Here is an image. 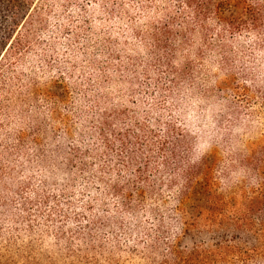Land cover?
<instances>
[{"label":"rangeland","instance_id":"374dc122","mask_svg":"<svg viewBox=\"0 0 264 264\" xmlns=\"http://www.w3.org/2000/svg\"><path fill=\"white\" fill-rule=\"evenodd\" d=\"M41 11L44 26L36 32L33 46L8 71L11 81L25 91L24 118L19 114L12 123L27 132L28 148L9 161L14 177L6 180L11 188L5 194L10 210L0 213V253L15 256L17 264L27 259L25 264H72L69 249L86 251L94 235L92 250L105 249L97 252L102 253L101 264H106L110 251L127 261L126 251L135 239H146L144 233L156 219L164 221L172 237L179 234V248L185 254L197 245L212 247L214 237L224 230L207 228L206 215L197 213V202L205 203L203 189L210 182L204 176L197 182L196 172L192 192L180 200L184 184L180 169L187 161L197 164L202 156L218 160L210 173L221 198L227 200L225 209L250 194L255 179L242 169L227 176L223 170L232 150L246 152L264 146V31L232 36L209 19L213 40L222 38L230 51L229 64L222 63V53L210 50H204L203 60L197 59L203 41L195 33L179 47L176 65L181 67L191 59L196 71L173 85L168 69L157 67L150 43L138 33H148L150 26L175 15L180 16L177 27H187L182 23L196 27L182 0H48ZM202 69L206 74L202 75ZM124 111L128 123L163 133L170 125L172 142L185 138L178 165L172 159L158 172L149 169L152 180L156 174L160 177V194L149 196L136 214L123 209L120 199L96 181L101 174L107 182L117 180V175L102 169L104 157L87 153L97 143L93 130L99 116ZM36 140L39 152L33 151ZM129 150L142 156L140 147ZM116 158L113 154L115 163ZM81 162L87 171L81 169ZM230 187L238 189L228 201ZM22 189L24 197L33 199L32 219L25 218L23 197L15 194ZM45 197L50 199L45 201ZM144 207L157 208L158 217L146 213ZM103 221L109 222L110 229L88 231L90 222L98 227ZM137 227L145 230L139 232ZM242 245L260 243L249 237Z\"/></svg>","mask_w":264,"mask_h":264},{"label":"trees","instance_id":"16d2710c","mask_svg":"<svg viewBox=\"0 0 264 264\" xmlns=\"http://www.w3.org/2000/svg\"><path fill=\"white\" fill-rule=\"evenodd\" d=\"M48 0H0V213L9 211L8 197L11 188L6 180L13 179L9 165L13 155L20 156L26 151L28 134L22 129H15L12 120L19 114L24 118L22 106L26 103L24 90L11 81L8 71L13 63L20 61L34 44L36 32L44 26L41 7ZM189 8L192 13L196 27H190L191 23H182L187 27H177L180 18L177 15L166 18L160 25L150 26L148 33H138L145 42L150 43L151 57L157 67L168 69L169 81L175 84L181 78H186L194 73V62L187 59L184 65L177 66L179 47L186 43L195 33L203 41L197 48V59H204V50H210L213 54L222 53V63L229 64L230 51L222 42V38L213 40L210 29L207 25L209 19L215 20L221 27L222 33H229L232 36L242 35L247 32L261 33L264 31V0H182V4ZM39 5V6H38ZM221 35V34H219ZM196 71V70H195ZM197 71H201L197 69ZM200 73V72H198ZM206 74L202 69V75ZM29 96H31L29 94ZM16 113V114H15ZM124 112L103 114L94 125L95 149L87 153L91 157L98 156L105 159L102 169L107 174L117 175L113 183L107 182L104 175L95 177L96 181L105 187L108 193L120 199V205L126 211L136 214L138 208L147 204L149 196L160 194L157 183L160 177L156 174L154 181L148 175L151 168L155 172L160 167H168L173 159L180 163L181 147L185 142L184 135L171 141L172 127H168L166 133L162 129L145 127L139 123H128L124 120ZM40 131V130H39ZM28 144V143H27ZM142 148V156L133 154L129 149L132 147ZM38 141H34L33 151H37ZM74 157L78 150L74 151ZM117 156L116 163L112 155ZM45 156H39L43 161ZM72 161L71 158H69ZM114 162V163H113ZM218 160L209 156H202L197 164L187 161L181 166L180 173L184 175V184L179 193V199L184 200L193 190L195 174L197 182L200 176H204L210 182L203 189L205 203L197 202V213L205 217L207 228H215L217 234L214 237L212 247L194 246L188 253L179 248V234L172 237L167 231L164 221L156 219L151 227L147 228L146 239H135L134 244L126 251L129 253V260L125 261L123 255L116 257L113 251L106 255V264H264V146L251 149L246 152L232 150L224 167V175L227 176L236 169H242L249 177L255 179L256 183L251 187L250 194L243 196V202L231 205L225 209V198H221L218 185L212 181L211 171L217 165ZM83 171H87L86 165L80 163ZM134 168V174L131 169ZM87 169V170H84ZM104 171V170H103ZM130 173L127 176V173ZM162 180V178H161ZM24 189V188H23ZM16 195H21L22 209L25 218H31L33 199L24 197V190ZM235 187H230L226 198L232 200L236 193ZM37 193V192H35ZM38 194V193H37ZM50 199L45 197L43 200ZM30 205V207H27ZM92 207V204L89 208ZM4 209V210H3ZM146 213L157 218V208L144 207ZM82 215L77 214L76 218ZM85 219V217H83ZM15 222L18 223L15 219ZM88 231L92 229H110L108 221L97 224L89 223ZM138 231L145 230L144 227H137ZM62 230V229H61ZM186 232L187 229H182ZM77 236L79 232H74ZM2 231L0 230V236ZM89 246L86 251H77L71 247L69 254L76 261L82 264H101L100 254L105 251L104 246L100 250L93 251L97 238L90 235ZM133 237V233L130 235ZM249 237L257 240L260 245L244 247L242 242ZM92 242V243H91ZM93 249V250H92ZM122 250V251H120ZM102 253H97V252ZM119 251L124 249L119 246ZM138 261L135 263V261ZM26 261H29L27 259ZM25 261V263H26ZM15 256L9 253H0V264H17ZM24 263V264H25ZM28 264V263H27Z\"/></svg>","mask_w":264,"mask_h":264}]
</instances>
